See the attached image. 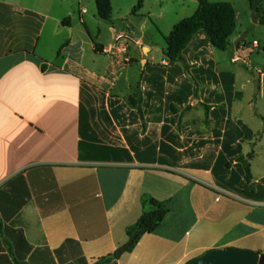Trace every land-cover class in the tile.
<instances>
[{"label":"crops","instance_id":"obj_1","mask_svg":"<svg viewBox=\"0 0 264 264\" xmlns=\"http://www.w3.org/2000/svg\"><path fill=\"white\" fill-rule=\"evenodd\" d=\"M139 1L112 0L104 20L96 0H0V264H98L128 242L144 194L169 199L170 212L105 264L264 253V25L235 7L226 50L199 30L183 51L193 103L165 37L198 0L189 15L174 0L134 11ZM139 81L145 128L127 100ZM253 149L249 183L237 159Z\"/></svg>","mask_w":264,"mask_h":264},{"label":"trees","instance_id":"obj_2","mask_svg":"<svg viewBox=\"0 0 264 264\" xmlns=\"http://www.w3.org/2000/svg\"><path fill=\"white\" fill-rule=\"evenodd\" d=\"M198 3L196 11L191 16L185 17L177 22L170 34L165 37V60L168 62L180 61L184 64L187 75L195 85L193 103L199 100V83L191 72L192 65L185 61L183 55L184 49L199 30L206 29L210 35L212 45L219 50H226L230 44V38L237 27V13L231 2L198 0ZM249 3L251 10L255 13V17L264 25V0H249ZM96 4L100 18L110 20L113 14L112 0H96ZM141 6L142 0L139 1L134 11ZM66 20L70 21V18ZM244 41L245 40H243V42ZM255 83L256 91L259 92V81L256 79ZM142 97L141 82L139 81L132 88L131 93L127 96V100L129 104L136 108L141 114L145 128L146 122L141 107ZM203 105L206 109L205 122L207 126H209L212 122L209 116V111L212 106L208 104ZM192 107L193 104H190L184 110H180V108L172 106L171 111L175 113L181 112L183 114L184 111L190 110ZM185 125L186 124L181 118L178 124V130L181 132ZM254 155L255 151L253 149L246 155H241L237 159L243 164L245 177L249 183L254 179L252 171V159ZM253 188L254 187H250V189ZM142 208V214L139 219L134 224L127 227V234L129 236L128 242H130V244L126 251H131L146 233L154 232L162 224L165 216L170 212L171 201L169 199L160 200L151 195L144 194L142 196ZM118 256L117 250L114 253L102 257L98 264H105Z\"/></svg>","mask_w":264,"mask_h":264},{"label":"water","instance_id":"obj_3","mask_svg":"<svg viewBox=\"0 0 264 264\" xmlns=\"http://www.w3.org/2000/svg\"><path fill=\"white\" fill-rule=\"evenodd\" d=\"M245 33L236 42V45L244 39ZM130 242H127L118 250L123 254ZM187 264H264V253L248 249L224 248L208 250L202 255L192 259Z\"/></svg>","mask_w":264,"mask_h":264},{"label":"rangeland","instance_id":"obj_4","mask_svg":"<svg viewBox=\"0 0 264 264\" xmlns=\"http://www.w3.org/2000/svg\"><path fill=\"white\" fill-rule=\"evenodd\" d=\"M174 1L175 2L172 3V6H174V7H180V6L182 7L183 5L181 3H184V4L186 3L187 4L186 7H183L185 9L184 10H181V13L183 15H189V14H191L188 6H192V4H194V0H174ZM192 1H193V3H192ZM210 1L211 2H219V1H228V2H231L234 5V7H236V9L239 12L241 18H245L248 21L249 20V16H251L250 19H252V20L254 19L253 11H251L249 9V6H250L249 0H210ZM124 6L126 7L127 4L124 3ZM152 18L154 19V21H156L155 20V17H152ZM155 23L159 24L157 21ZM258 34H259L258 32L249 31L246 40L253 41V39L255 37H258ZM157 46H158L157 47L158 48L157 51L159 52V54H161L163 52V49H162V45H161V42L160 41H159V43H157ZM260 53H262V52H260ZM258 54H259V51H257L254 54V58L255 59L258 57ZM142 63H144V61H142ZM196 115L197 116H203V112L197 110L196 111Z\"/></svg>","mask_w":264,"mask_h":264},{"label":"built area","instance_id":"obj_5","mask_svg":"<svg viewBox=\"0 0 264 264\" xmlns=\"http://www.w3.org/2000/svg\"><path fill=\"white\" fill-rule=\"evenodd\" d=\"M254 44H255V45H258V41L255 40V41H254ZM239 58H240V57H238V58H236V59H239Z\"/></svg>","mask_w":264,"mask_h":264}]
</instances>
